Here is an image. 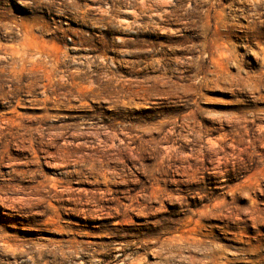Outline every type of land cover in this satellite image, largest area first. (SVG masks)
I'll return each instance as SVG.
<instances>
[{
  "label": "rangeland",
  "instance_id": "obj_1",
  "mask_svg": "<svg viewBox=\"0 0 264 264\" xmlns=\"http://www.w3.org/2000/svg\"><path fill=\"white\" fill-rule=\"evenodd\" d=\"M0 264H264V0H0Z\"/></svg>",
  "mask_w": 264,
  "mask_h": 264
},
{
  "label": "bare ground",
  "instance_id": "obj_2",
  "mask_svg": "<svg viewBox=\"0 0 264 264\" xmlns=\"http://www.w3.org/2000/svg\"><path fill=\"white\" fill-rule=\"evenodd\" d=\"M208 143H209V140H208ZM211 144H212V142H211ZM214 145V144H213ZM210 146H212V145H210ZM233 147V146H232Z\"/></svg>",
  "mask_w": 264,
  "mask_h": 264
}]
</instances>
